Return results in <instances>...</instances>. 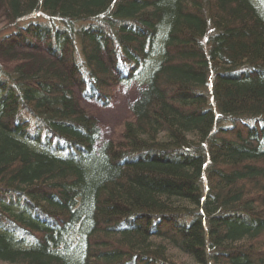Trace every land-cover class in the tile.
Instances as JSON below:
<instances>
[{"label":"trees","instance_id":"trees-1","mask_svg":"<svg viewBox=\"0 0 264 264\" xmlns=\"http://www.w3.org/2000/svg\"><path fill=\"white\" fill-rule=\"evenodd\" d=\"M0 264H264V0H0ZM137 86L116 139L79 97Z\"/></svg>","mask_w":264,"mask_h":264},{"label":"rangeland","instance_id":"rangeland-1","mask_svg":"<svg viewBox=\"0 0 264 264\" xmlns=\"http://www.w3.org/2000/svg\"><path fill=\"white\" fill-rule=\"evenodd\" d=\"M5 26L0 23V28ZM136 95L137 86L135 84L121 85L114 90L113 98L106 106L91 100H84L81 97L79 101L81 107L96 119L102 139H116L124 123L131 119L129 105Z\"/></svg>","mask_w":264,"mask_h":264}]
</instances>
